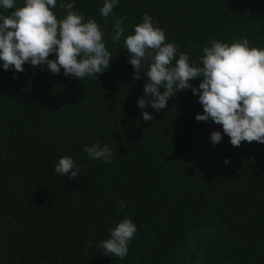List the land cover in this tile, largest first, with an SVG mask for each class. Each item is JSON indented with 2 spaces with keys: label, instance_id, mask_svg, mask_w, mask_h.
<instances>
[{
  "label": "trees",
  "instance_id": "obj_1",
  "mask_svg": "<svg viewBox=\"0 0 264 264\" xmlns=\"http://www.w3.org/2000/svg\"><path fill=\"white\" fill-rule=\"evenodd\" d=\"M102 2L75 0L113 58L98 77L0 68V264H264V144H211L222 128L195 119L203 109L191 90L160 112L139 109L146 77L134 78L111 40L117 18L126 36L148 13L195 63L213 39L264 47V0H120L109 17ZM95 142L111 146L110 163L87 157ZM64 155L79 177L55 173ZM125 217L137 232L126 257H109L98 242Z\"/></svg>",
  "mask_w": 264,
  "mask_h": 264
},
{
  "label": "clouds",
  "instance_id": "obj_2",
  "mask_svg": "<svg viewBox=\"0 0 264 264\" xmlns=\"http://www.w3.org/2000/svg\"><path fill=\"white\" fill-rule=\"evenodd\" d=\"M120 0H103L102 17L115 15ZM58 0H0V68L14 73L25 71V65L45 67L52 74L63 70L64 76L82 80L97 77L107 70L113 59L106 47L104 31L93 18L85 19L75 8V0L59 3L65 14L58 19L53 11ZM123 38V39H122ZM113 43L127 52V63L134 78L143 72L146 83L136 100L139 109L160 112L181 91L198 95L203 111L197 121H212L221 126L210 134V143L218 145L224 135L232 146L242 141L264 144V47L251 46L246 36L227 41L213 39L202 49L199 63L180 52L167 41L165 30L144 13L142 21L125 36L122 19L114 23ZM54 54V58H49ZM174 61V63H173ZM199 79L198 86L193 81ZM154 112L141 111L144 121L152 122ZM83 151L91 160L110 163L113 152L109 144L95 142ZM230 158L224 163L229 164ZM59 177H79L80 166L72 156H61L54 164ZM126 202H120L123 210ZM137 232L132 219L125 217L109 230L107 239L98 246L102 253L124 258Z\"/></svg>",
  "mask_w": 264,
  "mask_h": 264
}]
</instances>
